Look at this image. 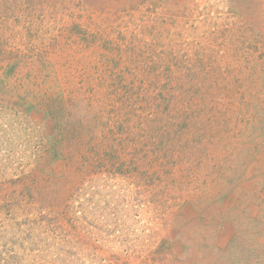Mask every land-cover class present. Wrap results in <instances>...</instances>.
I'll return each instance as SVG.
<instances>
[{
	"label": "rangeland",
	"instance_id": "rangeland-1",
	"mask_svg": "<svg viewBox=\"0 0 264 264\" xmlns=\"http://www.w3.org/2000/svg\"><path fill=\"white\" fill-rule=\"evenodd\" d=\"M0 264H264V0H0Z\"/></svg>",
	"mask_w": 264,
	"mask_h": 264
}]
</instances>
